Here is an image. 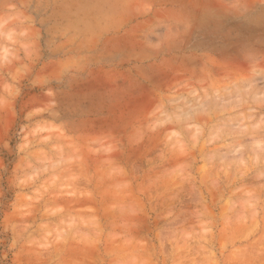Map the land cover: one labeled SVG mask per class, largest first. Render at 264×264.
Wrapping results in <instances>:
<instances>
[{
    "label": "rangeland",
    "instance_id": "rangeland-1",
    "mask_svg": "<svg viewBox=\"0 0 264 264\" xmlns=\"http://www.w3.org/2000/svg\"><path fill=\"white\" fill-rule=\"evenodd\" d=\"M0 264H264V0H0Z\"/></svg>",
    "mask_w": 264,
    "mask_h": 264
}]
</instances>
